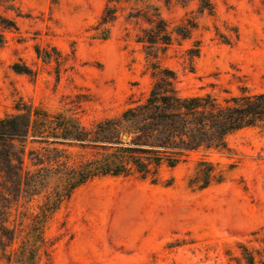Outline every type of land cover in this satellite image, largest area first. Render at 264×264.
<instances>
[{
	"label": "rangeland",
	"instance_id": "obj_1",
	"mask_svg": "<svg viewBox=\"0 0 264 264\" xmlns=\"http://www.w3.org/2000/svg\"><path fill=\"white\" fill-rule=\"evenodd\" d=\"M209 2L212 13L199 0L114 3L118 19L103 40L97 28L108 0H0V16L18 25L0 28V119L33 104L92 127L144 99L158 73L173 72L182 96L263 93L264 0ZM156 13L175 30L166 48L138 42L150 27L143 17ZM190 21L183 39L177 30ZM196 45L201 53L190 60ZM38 47L53 59L39 58ZM228 142L230 152L193 153L163 168L158 183L108 176L79 188L47 224L38 264H264V129L245 128ZM201 160L224 182L192 186ZM44 195L0 202L13 224L28 226L25 216L38 213Z\"/></svg>",
	"mask_w": 264,
	"mask_h": 264
},
{
	"label": "trees",
	"instance_id": "obj_2",
	"mask_svg": "<svg viewBox=\"0 0 264 264\" xmlns=\"http://www.w3.org/2000/svg\"><path fill=\"white\" fill-rule=\"evenodd\" d=\"M122 1L147 0H108L97 28L101 39H108V26L118 19L114 3ZM199 1L203 11L213 12L209 0ZM143 18L150 27L143 31L139 43L147 48H166L172 44L175 30L170 31L160 13ZM194 25L188 22L177 34L188 39ZM0 28L15 31L18 25L0 16ZM5 45L6 38L0 33V49ZM54 51L61 57L56 49ZM36 52L45 61L53 59L47 50L38 47ZM200 53L201 48L196 45L188 52L190 60ZM55 61L61 65V60ZM169 73L170 76L154 74L161 81L154 83L144 99L134 102L117 116L95 122L92 127L84 125L76 116L52 113L33 104L17 107L18 114L0 119V175L3 179L0 201L21 197L31 201L45 194L38 213L25 216L31 221L28 226L13 224L7 214L10 207L0 202V253L8 264L39 263L42 251L48 247L47 224L62 204L88 183L108 176H138L158 183L163 168L174 169L193 153L230 152L229 136L245 128L264 129V92L243 91L239 96L222 101L211 93L182 96L176 88V75ZM30 144L42 148L29 150ZM224 180L222 171L211 162L201 160L190 183L204 190Z\"/></svg>",
	"mask_w": 264,
	"mask_h": 264
}]
</instances>
